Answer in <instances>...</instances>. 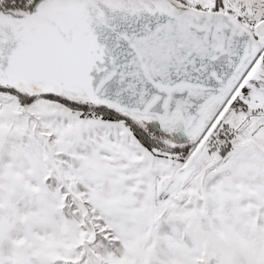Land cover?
<instances>
[{
  "label": "snow or ice",
  "instance_id": "snow-or-ice-1",
  "mask_svg": "<svg viewBox=\"0 0 264 264\" xmlns=\"http://www.w3.org/2000/svg\"><path fill=\"white\" fill-rule=\"evenodd\" d=\"M0 264H264V0H0Z\"/></svg>",
  "mask_w": 264,
  "mask_h": 264
}]
</instances>
